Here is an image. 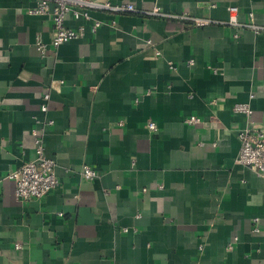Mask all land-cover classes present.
<instances>
[{"label": "crops", "instance_id": "0c3cea01", "mask_svg": "<svg viewBox=\"0 0 264 264\" xmlns=\"http://www.w3.org/2000/svg\"><path fill=\"white\" fill-rule=\"evenodd\" d=\"M94 1L137 12L69 16L84 33L53 49L35 0H0V264H264V180L236 162L264 128V32L240 27L264 0ZM33 131L59 186L21 203L7 175Z\"/></svg>", "mask_w": 264, "mask_h": 264}, {"label": "built area", "instance_id": "2783aa9c", "mask_svg": "<svg viewBox=\"0 0 264 264\" xmlns=\"http://www.w3.org/2000/svg\"><path fill=\"white\" fill-rule=\"evenodd\" d=\"M90 9H103L111 12H137L132 4L111 5L109 3L99 4L94 0H35V6L28 13L35 16H46L50 18L53 32L51 38V47L56 49L71 40L81 37L84 33V27L77 30L70 29L65 26L67 17L72 16L74 19L82 18L86 21L90 20ZM231 13L237 11L232 7L229 9ZM153 14H157L155 9ZM252 15H250L251 17ZM209 22L202 20H194L193 25L202 27ZM231 23H235V19L231 18ZM101 26L100 22H93L90 26L91 32H95ZM240 26V25H237ZM252 28L257 33L264 32V23L261 25L240 26ZM237 37V34L234 35ZM37 49L41 54L46 52V47L42 43H37ZM191 64V62H190ZM170 68H174L169 63ZM48 96H43L41 111H46L45 102ZM234 112L249 116L251 111L247 104H237L234 106ZM199 119L191 116L185 120L187 125H194ZM50 121L47 124L50 125ZM146 128L149 132L156 131V125L148 122ZM35 143V157L33 160L22 163L18 168L11 171L7 177L14 182V196L21 202L25 203L32 199H42L48 193L55 190L59 186V181L55 175V162L48 158L45 154L44 143L40 134L33 131ZM239 152L236 162L240 165L249 167L257 176L264 180V128L247 126L238 132ZM81 177L84 181H93L98 177L95 170L88 166H83ZM257 232V228L254 229ZM24 246L21 243H15V250H21ZM231 249V246H227Z\"/></svg>", "mask_w": 264, "mask_h": 264}]
</instances>
